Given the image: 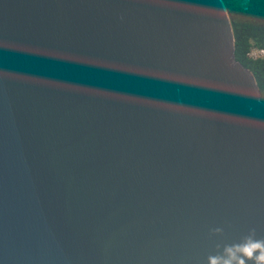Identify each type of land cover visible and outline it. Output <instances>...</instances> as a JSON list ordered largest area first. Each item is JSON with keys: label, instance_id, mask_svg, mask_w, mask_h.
<instances>
[{"label": "water", "instance_id": "obj_1", "mask_svg": "<svg viewBox=\"0 0 264 264\" xmlns=\"http://www.w3.org/2000/svg\"><path fill=\"white\" fill-rule=\"evenodd\" d=\"M250 229L264 101L221 0H0V264H208Z\"/></svg>", "mask_w": 264, "mask_h": 264}, {"label": "trees", "instance_id": "obj_2", "mask_svg": "<svg viewBox=\"0 0 264 264\" xmlns=\"http://www.w3.org/2000/svg\"><path fill=\"white\" fill-rule=\"evenodd\" d=\"M233 36V54L252 74L264 101V57L250 55L264 49V0H221Z\"/></svg>", "mask_w": 264, "mask_h": 264}, {"label": "clouds", "instance_id": "obj_3", "mask_svg": "<svg viewBox=\"0 0 264 264\" xmlns=\"http://www.w3.org/2000/svg\"><path fill=\"white\" fill-rule=\"evenodd\" d=\"M221 228L212 229L213 234ZM208 264H264V239L255 238V229L240 243L226 244L219 254L208 257Z\"/></svg>", "mask_w": 264, "mask_h": 264}, {"label": "built area", "instance_id": "obj_4", "mask_svg": "<svg viewBox=\"0 0 264 264\" xmlns=\"http://www.w3.org/2000/svg\"><path fill=\"white\" fill-rule=\"evenodd\" d=\"M264 52V49H253L250 51V55H256L259 56L260 54H262Z\"/></svg>", "mask_w": 264, "mask_h": 264}, {"label": "rangeland", "instance_id": "obj_5", "mask_svg": "<svg viewBox=\"0 0 264 264\" xmlns=\"http://www.w3.org/2000/svg\"><path fill=\"white\" fill-rule=\"evenodd\" d=\"M252 56H256V55H252ZM257 57H264V52Z\"/></svg>", "mask_w": 264, "mask_h": 264}]
</instances>
